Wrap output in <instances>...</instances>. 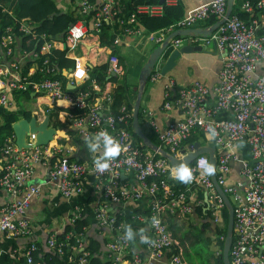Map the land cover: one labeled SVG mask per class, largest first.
Wrapping results in <instances>:
<instances>
[{
    "label": "built area",
    "instance_id": "obj_1",
    "mask_svg": "<svg viewBox=\"0 0 264 264\" xmlns=\"http://www.w3.org/2000/svg\"><path fill=\"white\" fill-rule=\"evenodd\" d=\"M62 1L57 0V7L64 12L66 9L61 7ZM73 2L65 0L66 5ZM175 3L176 0H164L165 6ZM164 5L138 7L128 18L115 22L119 12L113 0H101L100 5L80 0L77 6H70L76 7V15L80 19L69 26L63 39L37 35L34 25L28 20L21 21L15 30L10 27L4 30L0 37V106L14 111L12 95L28 93L36 106V110L31 112L36 126L48 117V128L55 129L57 133L68 130L75 132L86 149L88 159L83 162L71 161L73 149L67 146L70 141L67 140L65 144L59 142L64 137L60 139L55 136L53 144L35 147V135H31L26 137V144L30 146L27 149L16 146L13 133L5 138L3 148H0V192L9 197V203L0 209V237L31 236V222L27 213L40 189L28 184V181L39 164L48 169L49 179L55 183L61 196L68 200L82 195L83 179L87 175L92 177L93 188L100 196L94 219L99 227L108 228L113 233L106 246L108 264H185L184 248L169 229V217L179 223L186 222L196 209L201 208L213 226L222 227L225 206L210 176L202 175L203 169L198 164L200 158H208V155L198 156L189 166L193 180L182 190L172 175L173 168L168 161L146 147L143 149L142 143L134 140L131 135L132 107L123 104L116 112L112 108L116 85L110 80L122 79L126 75L125 67L113 51L127 46L130 40L144 33L136 21V15L160 16ZM226 6L227 0H210L187 11L168 32L190 29L211 18L217 22L223 19ZM241 10L253 14L250 21L231 16L210 37L188 39L194 46L214 42L224 54L216 86L210 88L195 81L176 88L170 81L165 87L162 108L167 111L178 109L180 117L168 122L164 128L158 126L152 113H146L145 117L147 129L156 136L158 147L174 157L182 156L181 151L194 143L201 146L210 142L214 144L216 181L226 197H230L228 199L234 214L230 264H264V77L256 75L258 66L264 68V1L251 4L244 0ZM103 25L110 28L114 36L111 47L100 44ZM15 31L31 38L34 42L31 51H20V38ZM148 38L157 46L164 40L154 34H149ZM182 45L181 38L170 40V52ZM54 50L64 51L65 57L74 61V71H66L71 75H66L50 62ZM102 58L107 65L105 84H109L110 90L104 87L105 84L99 87L94 81H91L88 89H76L75 83L83 84L88 78L91 64ZM165 61L162 56L156 63L149 77L151 83L161 78ZM2 64L8 65L5 67ZM77 64L82 65L86 72V76L80 80L74 75ZM41 100L43 103L39 104ZM128 102L133 105L134 100L130 98ZM222 114L225 118L216 121V117ZM57 122L62 126L61 130L53 127ZM209 126L216 131L213 141L207 140ZM100 131L108 132L122 147L120 155L110 161L109 169L104 172L98 171L94 165V158L101 153H92L86 143V138ZM195 137L204 144L189 143ZM241 141L246 143L250 154L248 161L241 162L240 175L246 180V186L238 181L229 182V165L237 160L235 146ZM121 176H125V179L122 180ZM197 192L200 196L194 195ZM204 195L207 196L206 203ZM144 198L149 199L148 208L138 218L147 224V229L138 233L137 240L146 249L148 256L145 259L131 253L130 241L125 239L124 222H117L116 215H111L107 210L109 205L137 202ZM80 218L81 209L75 205L71 224ZM142 235L147 236L150 242L142 243ZM70 240L74 241V246L67 243ZM217 240L224 239L215 237V246ZM46 247L52 257L61 260V264L90 263L91 253L81 235L69 233L65 241L52 235L47 239ZM36 251L35 244L28 246L25 264H34L33 253ZM221 252L218 247L216 254Z\"/></svg>",
    "mask_w": 264,
    "mask_h": 264
},
{
    "label": "crops",
    "instance_id": "obj_2",
    "mask_svg": "<svg viewBox=\"0 0 264 264\" xmlns=\"http://www.w3.org/2000/svg\"><path fill=\"white\" fill-rule=\"evenodd\" d=\"M55 1L57 2V0ZM79 1L80 0H74L71 5L74 4L75 6H77ZM113 1L115 3V6H117L118 12L121 13V11L124 10V3L120 0ZM208 2H210V0H176V3L172 6L180 4L182 6L183 13H186L187 11ZM90 3L100 5L101 0H93V2ZM62 4L64 7H61L66 9V12L73 13L74 15L77 13L75 6L70 7L71 5H66L65 0L62 1ZM123 16L125 17L126 14H124ZM206 23L207 22H199L191 28H207ZM169 34H171V32H166L164 34L154 33V36L162 37L165 40V38ZM148 35L149 34L144 30V33L140 37H136L128 42V47H121L119 49V53L121 55V58L123 59V61L120 60V63L122 62L121 65L123 67H126L127 63L125 62L122 50H132L135 53L137 52V54L140 56L139 64H137L136 68H134L133 72H131L129 78V100L130 98L132 100L136 99L139 86L140 69L147 61L152 50L156 47L155 44L150 42ZM188 39L190 38L181 39L183 46H194L190 44ZM195 46L204 47V50L202 52L181 55L180 58L176 61L175 67L171 70V72L163 77L161 76V78L156 82L148 84L147 90L144 92L141 101V107L144 116L142 128L146 129V131H151L147 129L148 121L145 117L146 113H152V117L156 120L158 126H160L161 128L166 127L168 122L179 118L181 115V112L178 109L172 108L171 110L167 111L163 110L162 108L165 100V87L170 81L175 84L176 88L188 86L195 81L201 82L210 88L216 86V84L218 83V72L222 67L224 54L217 49L214 42H210L208 44H199ZM92 61L93 60H91V62ZM3 62L6 63V60H3ZM104 62L105 60L102 58L98 62L95 61L93 64H91V67L104 64ZM5 65L7 66L8 64ZM128 71L129 69L127 68L126 74H128ZM256 75L264 77V68L262 66L257 67ZM104 87L107 90H110L109 84H105ZM31 103L34 104L33 100L31 101ZM13 108L16 109L15 106ZM224 118L225 115L222 114L216 117L215 120L221 121ZM240 143L241 142H238L235 146L237 160L231 161L229 165V182L238 181L242 182L243 185L246 186V180L243 179L240 175L241 162L246 160L248 161L250 158V154L245 142H243L242 147H237L238 145H240ZM67 146L73 149L70 155L71 158H82L83 160L88 159L87 152L82 153V150L75 144L69 142L67 143ZM28 184L36 185L40 189L38 196L33 199L27 213V217L31 222V236L27 238H13L2 235L0 237V264H25L24 257L30 244H35L37 246V249L40 250L39 258L44 255H51L46 247L47 239L52 235L59 236L64 233L65 228L71 224L72 210L73 206L75 205H78L85 218H88L90 220V224L84 233V240L96 242L100 246L99 251L91 255V259L93 260L92 264H108L106 258V246L113 237V233L108 228L99 227L94 219L95 207L100 201V196L97 192H95L93 188L92 177L90 175H87L83 179V194L69 200L61 196L55 186V183L48 177V169L41 164H39L34 169V174L28 181ZM194 195L200 196L198 192L194 193ZM148 202L149 199L144 198L137 202H125L120 205H109L107 207V210L111 215L119 214V216H121L122 221L125 225V229L126 226H131L134 233H136L134 241H130V250L131 253H137V255H140L143 259L147 258L148 254L144 245L137 240V235L139 232H141V230L144 231L147 229V224L140 218H138V216H142L146 213ZM8 203L9 197L6 194L0 192V209L6 206ZM134 217L137 218L135 219ZM188 221L190 223L189 225L191 226H202L204 224H210V227L208 229L210 230V232H212L214 229V226L209 218L204 215L203 211L202 215H199L197 209L195 210L194 214L188 219ZM203 230L204 229H202L201 231ZM207 237H209V234ZM262 252L264 254V248L262 249ZM39 264H44V262H39ZM185 264L187 263L185 262Z\"/></svg>",
    "mask_w": 264,
    "mask_h": 264
},
{
    "label": "trees",
    "instance_id": "obj_3",
    "mask_svg": "<svg viewBox=\"0 0 264 264\" xmlns=\"http://www.w3.org/2000/svg\"><path fill=\"white\" fill-rule=\"evenodd\" d=\"M89 2H93V0H88ZM124 3V7L119 12V15L117 16V19L115 22L118 21L120 18H128L131 14H134L138 7H141L143 5H159L160 0H120ZM244 0H236L235 6L233 7L232 16L237 17L243 21H250L252 18V15L246 14L241 10V5ZM251 4H256L260 0H248ZM126 14L124 17L123 15ZM185 13H183L182 6L180 4L176 6H163V12L160 16H147L144 14H138L136 15V21L138 24L143 27V29L148 34H154V33H160L164 34L168 32V30L173 27L179 20H181L184 17ZM80 19L79 16L76 14L70 12H62L57 7V2L55 0H1L0 1V37L3 35L4 30L7 27H10L12 29H16L17 26L21 21L28 20L31 24L34 25V31L37 35L45 34L48 37H52L55 39H63L64 34L66 30L69 28L70 25L74 24L76 21ZM87 20V18H86ZM215 23V19L211 18L207 21L206 26L209 27ZM105 26V25H103ZM115 33H117V26H115ZM15 34L18 38H20V51H31L34 47V42L31 40L30 37H26L22 34L17 33L15 31ZM114 36L110 33V28L104 27L100 34V44L102 47H111L113 42ZM182 39V38H181ZM159 46V45H158ZM121 47H128L127 46H121ZM115 48L113 51L115 55L118 57L119 60L123 61L121 58V55L119 53V49L121 48ZM157 47V45H156ZM170 53V48L166 51L164 54V58L167 59L168 55ZM50 62L56 66L61 71H74L75 64L73 60H70L65 57L64 51H58L54 50L50 56ZM122 63V62H121ZM120 63V64H121ZM125 69H127L125 67ZM88 78L85 80L83 84L80 85L79 82L75 83L76 89L85 90L91 87V81H94L99 87H102L106 81V72H107V65L101 64L97 66H93L92 68L88 69ZM27 70L24 71L26 74ZM111 82H114L116 85L115 91H114V101H113V110H116L122 106L123 104H128L129 107H132V105L128 102L129 92L130 88L127 85L126 76H124L122 79H111ZM149 84V81L146 84L145 91L147 90V86ZM136 93V92H135ZM13 101L16 107L15 111H11L8 108L1 107L0 106V148H3L4 140L5 138L11 136L12 134V125L19 121L20 118L30 120L32 115L29 110H26L23 108L22 103L24 105H29L31 101L33 100L28 93H15L12 95ZM135 101V100H134ZM39 104H42L43 101H39ZM50 120H52V114H50ZM143 111L142 107H140L138 120L139 123L143 126ZM53 127H55L57 130H61L62 126L57 122L53 124ZM132 132V131H131ZM148 139L154 143L155 145H159V143L156 140V136L151 132L147 131L145 133ZM133 138L135 141H137L139 144L141 142L133 135ZM57 136L64 137V139L60 140L59 142L61 144H65L66 141H70L71 143L78 146L82 153H86V149L84 145L79 141L78 136L73 131H65L61 132L59 131ZM67 141V142H68ZM200 138L195 137L193 138L189 143L199 142ZM53 144V143H52ZM142 148L145 149V147L141 144ZM1 158V156H0ZM71 161H78L83 162L84 160L82 158H70ZM178 184V187L182 190L187 188V184L181 183L178 180L176 181ZM203 196H201L202 198ZM199 215H202V209H197ZM117 222L122 221L121 216L119 214H116ZM227 211L226 209L223 210L222 213V220L223 224L222 227H216L214 226V229L212 233L215 237H223L225 239L226 236V226H227ZM176 220L172 217H169V229L173 233V237L177 240H179L182 247L185 246V243L188 242L187 237L185 234H182V231H180V227L176 226ZM183 224L185 222L179 223ZM90 224V220L88 218H85L84 214L81 212V218L75 220L73 224H70L65 228V231L63 234L58 236V239L60 241H65L66 235L69 233H73L76 236H83L85 230ZM192 228V226L190 225ZM210 224H204L202 225V229H204L202 232H206L207 229H209ZM197 231L198 229L195 228ZM195 232L193 237L194 241L192 242L193 245H199L200 243L204 244L206 247V254L208 256L203 259V257L198 254H203V251L199 252L196 251L195 254H190L188 252H185L183 254V260H185L188 264H223L222 263V252L219 254H215V252L211 249V243L212 241L209 238H202L201 236L203 233L201 232ZM201 231V230H199ZM87 249L91 253V255L97 253L99 251L100 246L93 241L87 240ZM223 241L217 240L216 245H218L220 251H222L223 247ZM70 246H74V241L70 240L67 242ZM40 250L33 253V262L34 264H39V262H44V264H61V260H59L56 257H52L51 255H44L41 258H39ZM199 257L196 259V257ZM93 260L90 259V263L92 264Z\"/></svg>",
    "mask_w": 264,
    "mask_h": 264
},
{
    "label": "water",
    "instance_id": "obj_4",
    "mask_svg": "<svg viewBox=\"0 0 264 264\" xmlns=\"http://www.w3.org/2000/svg\"><path fill=\"white\" fill-rule=\"evenodd\" d=\"M236 0H227L226 12L223 19L215 22L213 25L207 28H190L186 30H177L169 34L161 45L155 47L151 54L149 55L147 61L140 69L139 73V86L137 91L136 99L132 105V133L133 135L146 147L148 150L159 154V156L168 161L169 165L174 169V166L179 164L186 163L188 166L200 155L207 154L210 162L216 167V157H215V147L212 142L207 143L205 146H201L198 143L188 145L185 149L181 151V155H187L184 161H181L178 157H174L167 153L166 151L160 149L157 145L152 143L146 134L143 132L142 125L139 123L138 115L141 107V101L143 94L145 92V87L149 76L152 73L153 68L160 59L164 56L166 51L169 48V41L176 38H194L200 36L204 39L210 37L214 32H216L219 27H221L231 16L233 12V7L235 6ZM164 0L159 1V5H163ZM204 47L201 46H191L185 45L181 46L176 50H173L169 53L164 65L162 66L160 75L163 77L175 67L176 61L180 58L181 55L192 54L196 52H202ZM114 77V76H113ZM36 120L34 117H31L30 120L21 119L12 125V133L14 135V142L19 149H27L30 146L26 144V137L35 135V147H44L48 144L54 143L56 136V130L53 128H48L49 120L48 117L45 118L44 122L39 126L35 124ZM213 187L222 199L225 209L227 211V226H226V236L223 242L222 247V263L230 264L229 261V250L232 245V236H233V226H234V214L233 207L229 199L223 193L222 189L218 186L216 181V174L210 176ZM121 179L124 180L125 176H121ZM204 201L206 203L207 196L204 195Z\"/></svg>",
    "mask_w": 264,
    "mask_h": 264
},
{
    "label": "clouds",
    "instance_id": "obj_5",
    "mask_svg": "<svg viewBox=\"0 0 264 264\" xmlns=\"http://www.w3.org/2000/svg\"><path fill=\"white\" fill-rule=\"evenodd\" d=\"M66 75H71V74L66 72ZM74 75L77 80L84 78L86 76L84 67L80 64H77ZM215 137H216L215 129L209 126L207 139L209 141H213L215 140ZM86 143L89 150L92 153H97V152L101 153L98 157L94 158V165L96 169L100 172H104L108 170L110 167V161L118 157L122 151V147L120 143L106 131H100L98 134H95L90 138H86ZM242 146H243V142L241 141L240 145H238L237 147H242ZM186 156L187 155L179 156L178 158L181 161H184ZM198 164L203 169L202 175L213 176L216 173L215 165L212 164L208 158H200ZM172 175L176 180L184 184H189L193 180L192 169L188 166V164L183 162L178 166H174ZM155 223H158V221H155ZM142 231L143 230H141V232ZM135 235L136 233H134L131 226H126L125 239L127 241H134ZM141 242L148 243L150 241L147 236L142 235Z\"/></svg>",
    "mask_w": 264,
    "mask_h": 264
},
{
    "label": "rangeland",
    "instance_id": "obj_6",
    "mask_svg": "<svg viewBox=\"0 0 264 264\" xmlns=\"http://www.w3.org/2000/svg\"><path fill=\"white\" fill-rule=\"evenodd\" d=\"M122 52H123V56H124V59H125V62L127 63L126 65V67L129 69V71H128V74H126L125 76H127V85L130 87V84H129V78H130V75H131V72H133V70H134V68H136V66H137V64H139V61H140V56L137 54V52L135 53V52H133L132 50H122ZM127 73V72H126ZM129 76V77H128ZM150 77V76H149ZM148 81H149V79H148ZM147 81V82H148ZM149 83H151L150 81H149ZM22 106H23V108H25L26 110H29L30 112H33V111H35L36 110V106H35V104H33V103H30L29 105H24L23 103H22ZM42 109L44 108L43 106L41 107ZM16 109H14V111H15ZM143 131L145 132V133H147V131H146V129H144L143 128ZM133 134V133H132ZM56 136H57V131H56ZM59 137V136H58ZM60 139H62V137H60ZM135 140V139H134ZM208 140V139H207ZM201 144H204V141H202V140H200L199 141ZM229 199H230V197H228ZM176 222V221H175ZM190 223H189V221L187 220L185 223H183V224H178L177 222H176V226H179L181 229H180V231H182V234L184 233L185 234V236L187 237V239H188V242H186L185 243V246L183 247L184 248V254H185V252H188V253H190V254H195V252L196 251H199V252H201V251H203V254H198L199 255V257H200V255L203 257V259H205L207 256H208V254H206V247L204 246V244H202V243H200L199 245H191L192 244V242L194 241V237H193V235H194V233L197 231L195 228H197L198 229V231L197 232H201V233H203V235L201 236L202 238H204V236H205V238H209L211 241H212V243H211V249L215 252V254H216V252L218 251V247H217V245L215 246V236H214V234L212 233V232H210V230H206V232L204 231V232H202V231H199V230H202V226H196V225H194V226H192V228L190 227V225H189ZM173 234V233H172ZM208 234H209V237H207L208 236ZM213 239V240H212ZM198 256L196 257V259L197 258H199ZM188 264V263H187Z\"/></svg>",
    "mask_w": 264,
    "mask_h": 264
},
{
    "label": "bare ground",
    "instance_id": "obj_7",
    "mask_svg": "<svg viewBox=\"0 0 264 264\" xmlns=\"http://www.w3.org/2000/svg\"><path fill=\"white\" fill-rule=\"evenodd\" d=\"M60 105H64V103H60ZM58 134V133H57ZM52 144V143H51Z\"/></svg>",
    "mask_w": 264,
    "mask_h": 264
}]
</instances>
